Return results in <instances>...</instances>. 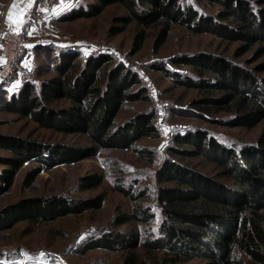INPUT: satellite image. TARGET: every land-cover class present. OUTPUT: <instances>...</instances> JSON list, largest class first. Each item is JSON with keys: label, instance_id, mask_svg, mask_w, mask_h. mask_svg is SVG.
Returning a JSON list of instances; mask_svg holds the SVG:
<instances>
[{"label": "trees", "instance_id": "trees-1", "mask_svg": "<svg viewBox=\"0 0 264 264\" xmlns=\"http://www.w3.org/2000/svg\"><path fill=\"white\" fill-rule=\"evenodd\" d=\"M211 1L220 5L214 15L200 14L180 0H91L85 9L72 11L65 20L94 17L107 6L118 4L124 14L112 18L108 34H119L134 25L133 52L151 36L150 30L154 32L151 47L157 52L167 40L171 25L176 24L193 34L240 40L243 46L238 54L260 43L256 56H263L264 7L254 9L238 0ZM176 61L192 67L198 79L191 80L164 67L159 70L177 86L209 93L197 104L229 112V126L253 128L262 122L256 142L235 150L221 145L203 130L175 135L172 155L180 161L201 158L221 168L222 174L231 178V186L180 161L167 159L155 173L157 184H172L158 187L155 193L162 215L158 235L141 241L135 231L111 230L92 239L86 248L128 252L123 264H140V257L131 252L137 247L154 258L160 257V264H264V75L257 77L264 73V61L251 70L236 68L204 53L182 55ZM111 63L110 56L98 54L82 65L69 53L59 52L54 63L55 77L41 82L37 89L23 85L6 101L2 99L8 112L53 132L85 135L89 145L49 146L0 137V148L11 152L10 157L0 158L5 166L0 170V195L10 190L25 164L37 165L22 177L21 186L28 188L43 170L95 157L100 149L133 151L140 139L159 138L152 110L115 124L126 102L149 101L150 97L136 72L121 62ZM60 100L68 102V106L50 107ZM102 181L103 176L97 173L83 175L77 179L75 190H94ZM115 190L127 196L132 206L129 211L116 212L109 226L116 229L153 219L150 209L139 202L145 191L134 194L123 187ZM103 200L101 194L73 198L64 193L22 198L0 209V233L26 222L29 227L24 233L29 234L34 225L99 210ZM239 255L246 257L247 262Z\"/></svg>", "mask_w": 264, "mask_h": 264}, {"label": "rangeland", "instance_id": "rangeland-1", "mask_svg": "<svg viewBox=\"0 0 264 264\" xmlns=\"http://www.w3.org/2000/svg\"><path fill=\"white\" fill-rule=\"evenodd\" d=\"M184 6H191L200 14L214 15L218 7L211 0H180ZM247 7H264V0H238ZM91 0H0V19L4 30L22 31L28 49L16 65L11 84L0 86V137H13L29 142L52 146L61 144L82 147L89 145L82 134H63L40 128L28 118L8 112L4 101L17 92L23 85L37 89L41 82L56 76L55 60L59 52H67L83 65L93 55L106 54L112 63L121 62L138 74L148 90L149 101L126 102L115 119V124L130 119L140 112L154 111L159 138H143L137 141L132 150L100 149L95 157H88L74 163H66L43 170L28 188L21 186L25 172L36 167V163L25 164L16 174L9 191L0 195V209L22 198L47 196L64 193L73 198H90L103 195V205L96 211H86L79 215H69L50 223H41L24 231L29 225L17 223L12 229L0 233V264H123L128 252L108 251L101 248H86L87 244L104 232L111 230L135 231L140 240L155 238L162 221L160 207L155 193L158 187H170V183L157 184L155 173L162 163L176 160L170 148L174 147L173 138L177 134L203 130L221 145L235 150L252 145L260 132L262 122L253 128L234 127L227 124L232 115L214 108H203L197 103L210 94L197 88L177 86L163 75L159 67L181 74L191 80L198 79L195 70L177 63L182 55L204 53L219 57L234 67L251 70L264 61L256 56L262 45L256 43L243 54L238 50L243 46L240 40H224L213 34H193L186 28L173 24L165 43L157 52L151 47V35L142 47L133 52L132 38L136 31L134 25L116 35L108 34V27L115 16L124 14L118 4L107 6L94 17H76L65 20L72 11L86 8ZM15 5V7H13ZM12 12V21L8 13ZM23 11V17L20 12ZM23 19L17 26L16 21ZM54 62V63H53ZM110 64V65H111ZM263 74H257L261 77ZM133 89H137L136 87ZM64 100L50 104L52 108L67 107ZM11 156L7 149L0 148V158ZM217 181L231 186L230 177L222 174L221 168L204 162L201 158L180 161ZM5 166L0 162V170ZM90 173L103 176L102 183L94 190L77 192L76 181ZM115 187L129 189L132 193L145 191L140 203L153 213L147 223L132 222L114 229L109 221L116 212L129 211L132 203ZM131 252L140 257V264H160V257L154 258L141 247ZM43 254V255H42ZM243 262L247 258L239 255ZM192 264V263H189Z\"/></svg>", "mask_w": 264, "mask_h": 264}, {"label": "built area", "instance_id": "built-area-1", "mask_svg": "<svg viewBox=\"0 0 264 264\" xmlns=\"http://www.w3.org/2000/svg\"><path fill=\"white\" fill-rule=\"evenodd\" d=\"M22 31H5L0 19V85L11 84L16 65L28 49Z\"/></svg>", "mask_w": 264, "mask_h": 264}, {"label": "snow or ice", "instance_id": "snow-or-ice-1", "mask_svg": "<svg viewBox=\"0 0 264 264\" xmlns=\"http://www.w3.org/2000/svg\"><path fill=\"white\" fill-rule=\"evenodd\" d=\"M13 7H15V5H13ZM23 15H24V13H23V11H21L20 16L23 17ZM8 19H9V21H12V12L11 11L8 13ZM23 22H24L23 19H20L19 21H16L15 23H17V26H19V24H22Z\"/></svg>", "mask_w": 264, "mask_h": 264}, {"label": "crops", "instance_id": "crops-1", "mask_svg": "<svg viewBox=\"0 0 264 264\" xmlns=\"http://www.w3.org/2000/svg\"><path fill=\"white\" fill-rule=\"evenodd\" d=\"M22 1H24V0H22ZM31 1H33V0H28V3H29L28 5H30Z\"/></svg>", "mask_w": 264, "mask_h": 264}]
</instances>
